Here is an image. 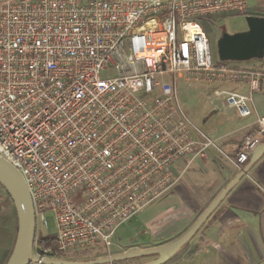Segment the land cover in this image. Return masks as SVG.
I'll return each instance as SVG.
<instances>
[{"label": "built area", "instance_id": "2783aa9c", "mask_svg": "<svg viewBox=\"0 0 264 264\" xmlns=\"http://www.w3.org/2000/svg\"><path fill=\"white\" fill-rule=\"evenodd\" d=\"M225 14L247 17V0H0V157L25 180L37 233L54 215L58 253L111 257L119 228L181 182L177 163L216 147L181 86H246L212 95L253 115L264 64L215 60L199 21ZM256 124L239 167L264 143Z\"/></svg>", "mask_w": 264, "mask_h": 264}, {"label": "crops", "instance_id": "0c3cea01", "mask_svg": "<svg viewBox=\"0 0 264 264\" xmlns=\"http://www.w3.org/2000/svg\"><path fill=\"white\" fill-rule=\"evenodd\" d=\"M247 3L248 16L264 13V0ZM234 15L246 18L231 14ZM224 18L221 16L217 23ZM263 64L264 59L243 65L263 68ZM222 90L250 93L246 86L231 85ZM212 94L210 118L203 129L216 147L208 151L206 158L192 162L185 158L177 163L181 182L119 228L111 256L156 249L182 237L249 163L239 167L236 158L241 144L258 130L257 115L264 116V78L260 91L253 95L255 112L248 118H241L223 98ZM7 201L0 189V211ZM11 210L16 211L15 207ZM15 223L13 219L10 232L0 245V264H5L9 257L13 243L9 239L15 234ZM151 260L140 258L118 264H143ZM167 264H264V155L233 187L190 243Z\"/></svg>", "mask_w": 264, "mask_h": 264}, {"label": "water", "instance_id": "95a60500", "mask_svg": "<svg viewBox=\"0 0 264 264\" xmlns=\"http://www.w3.org/2000/svg\"><path fill=\"white\" fill-rule=\"evenodd\" d=\"M248 29L236 34L223 33L218 41L221 62H249L264 59V17L247 16ZM264 155V143L258 146L247 166L212 202L199 220L176 241L152 250L131 251L127 254L102 257L90 261L42 257L34 252L37 224L30 191L22 175L0 157V184L6 190L15 207L18 234L13 252L7 264H116L140 258L155 257L143 264H167L197 235L233 187L248 173Z\"/></svg>", "mask_w": 264, "mask_h": 264}, {"label": "rangeland", "instance_id": "374dc122", "mask_svg": "<svg viewBox=\"0 0 264 264\" xmlns=\"http://www.w3.org/2000/svg\"><path fill=\"white\" fill-rule=\"evenodd\" d=\"M203 25H204L203 29L205 30V32L209 37L213 58L215 60H219L218 41L223 33H228L232 35V34L244 32L248 29L246 18L238 15L224 18L220 20L219 23L216 24L211 23V20L209 19H205ZM110 75L111 73L104 74V76L107 77H109ZM224 87L225 86L222 85L207 86L203 84H197L192 88H188L186 86H181L179 88L178 94L181 105L183 106L184 110L187 112L192 123L197 128H199L203 133H205L203 129V125L206 122V120L210 118L209 115L211 113V108H212L211 106L212 98L210 97L211 92L221 91L222 89H224ZM4 208L5 209H2L0 211V245L1 243H4L3 241L6 240V236H8L10 232L13 219L16 222L15 223L16 231L14 236H11L10 239L7 237V239H9V242H14L17 232V224H18L16 211L11 210L12 207H10L11 209L9 208L10 210H6V206H4ZM47 220H48V228L47 230L44 231V233L46 235H55L57 233V223L54 215L52 213H48ZM12 245L13 243L10 244V249ZM80 255L84 256L83 259H85V261H90V260H95L94 258L96 256L106 255V253L104 251L89 250V251H84V252L75 253L71 255H64V256L76 259L79 258ZM154 258L155 257H149L148 259L151 260Z\"/></svg>", "mask_w": 264, "mask_h": 264}, {"label": "trees", "instance_id": "16d2710c", "mask_svg": "<svg viewBox=\"0 0 264 264\" xmlns=\"http://www.w3.org/2000/svg\"><path fill=\"white\" fill-rule=\"evenodd\" d=\"M250 15L264 17V13H254V14H250ZM221 16L224 18V17H227V16H231V14L214 16V17H209V18H203V19H200L199 21L202 24V26H204L203 22H204L205 19H209V20H211V23L216 24L217 21L219 20V18H221ZM0 189H3L1 184H0ZM5 206H6V208L14 207L13 202H12V200H11V198L9 196H8V201L5 204ZM17 234H18V225H17L16 237H15V240L13 242V245L11 246V249H10V252H9V257H8L7 261L5 262V264H7L11 254L13 252V249H14V246H15V242H16V238H17ZM44 251H47V254L45 256L51 257V258L57 257L59 259H66V260H71V261H81V260L85 261V259H83L84 256H82V255H80L79 258L75 259V258L66 257V256L58 253L56 248H55V235H46L45 233L40 232L36 236L34 252L35 253L38 252V253L42 254ZM101 257H105V255H98L94 259H98V258H101ZM32 264H34V263H32ZM116 264H118V263H116Z\"/></svg>", "mask_w": 264, "mask_h": 264}, {"label": "flooded vegetation", "instance_id": "af4514ba", "mask_svg": "<svg viewBox=\"0 0 264 264\" xmlns=\"http://www.w3.org/2000/svg\"><path fill=\"white\" fill-rule=\"evenodd\" d=\"M3 191H4V193H5V195L7 196V198H8V194H7V192L4 190V189H2Z\"/></svg>", "mask_w": 264, "mask_h": 264}]
</instances>
